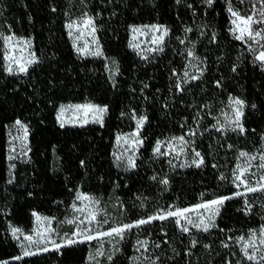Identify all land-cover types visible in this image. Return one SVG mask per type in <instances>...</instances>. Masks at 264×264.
<instances>
[{"label":"trees","instance_id":"trees-1","mask_svg":"<svg viewBox=\"0 0 264 264\" xmlns=\"http://www.w3.org/2000/svg\"><path fill=\"white\" fill-rule=\"evenodd\" d=\"M233 12L252 17L251 36L246 31L236 39L237 25H244ZM86 15L95 20L105 56L117 63L114 79L103 58L82 56L73 45L67 25ZM147 24L165 25L170 34L162 51L142 56L130 47L131 32ZM186 29L196 33L203 61L197 78L184 74L177 38ZM8 36L32 43L36 62L26 73L7 71ZM261 52L264 0H0V261L87 264L88 242L23 255L9 231L10 225L31 231L35 213L66 218L82 192L100 201L97 232L232 197L208 231L184 232L175 217L125 230L119 253L106 264H129L141 239L160 264H257L242 248L264 228V190L234 195L233 173L240 152L264 155ZM235 97L245 102L244 131L218 130V117ZM81 103L107 106L103 123L61 126L60 106ZM141 118L135 164L122 167L118 136L134 131ZM17 120L29 129L30 152L10 170L9 128ZM181 136L201 153L199 167L156 156L160 140Z\"/></svg>","mask_w":264,"mask_h":264},{"label":"rangeland","instance_id":"rangeland-1","mask_svg":"<svg viewBox=\"0 0 264 264\" xmlns=\"http://www.w3.org/2000/svg\"><path fill=\"white\" fill-rule=\"evenodd\" d=\"M87 17H91L89 15L84 16L81 19L75 20L70 22L69 24H73V28L69 29V32H72L71 39L72 42L75 40V49L83 48L85 45L87 46L86 52H77L82 56H93L98 58H103L106 62L107 71L112 79L115 78L117 74V63L115 60L109 59L105 56L101 42L98 36V28L96 26L95 20H93L92 27L95 28V32L93 35H89L91 32V27H85L83 25V20ZM152 25L163 26L168 30V34L164 36L163 43L159 45L160 48L164 49L166 44L168 43V37L170 34V30L167 26L161 24H147V25H136L134 27H139L146 34L141 33H133L131 32V40H130V47L132 43L139 44L138 49H134L131 47L132 50L136 51L142 56H147L151 53H155L158 51H153L152 49L157 47L153 45L150 41L152 36L154 35L152 32L148 31L147 28ZM147 26V27H146ZM81 32H83V36L80 39H76L77 36H80ZM193 31H186L181 37L177 38L180 42V46L182 47L183 54L186 56V68L184 70V74L187 73L188 78H197L203 72V61L200 56L196 54L195 51V43L192 38ZM155 35H161V33H155ZM30 41L26 38H21L17 36H13L11 41H7V51H6V65L7 68L9 64H11L13 71L11 73H23L18 70V66L13 63L8 57H15L20 59L22 57V62H27L29 59H35V53L33 51L32 43L24 44L21 41ZM74 45V43H73ZM97 48L101 52V55H93ZM23 49V52H21ZM77 51V50H76ZM191 52L193 55H189ZM30 65H28L29 68ZM239 99L238 97L233 98L232 100ZM231 100V101H232ZM243 101V100H242ZM244 102V101H243ZM89 103H81V104H63L61 106L65 107V111L63 115L58 119L59 123H63V126H81V125H88L92 123L102 124L106 115V112L103 114L102 122H96L94 117L91 113L85 117L83 111H78L74 107L75 105H83ZM91 104V103H90ZM95 105V104H94ZM60 106V108H61ZM99 106V105H98ZM235 105L231 102L229 107L222 111L218 120L216 122V127L218 130L222 131H231L232 128L235 127ZM60 108L58 110V115L60 112ZM245 110V102L242 106V112L244 115ZM243 115L241 117L240 123L243 125ZM58 117V116H57ZM85 119H87V123H85ZM23 127L14 123L9 128V159H10V170L13 168V162L17 159L26 157L29 152V129L27 125L22 123ZM26 129V133H25ZM141 126H137V128L129 133L120 134L117 139L116 149H115V156L118 164L122 167H130L129 161L131 160L134 164L137 158L138 150L141 146V137L140 131ZM233 131V130H232ZM235 131H240L239 129ZM179 137H170L167 139H163L159 141L160 146V153H156V156H166L170 162L174 165H179L182 167H188L195 165L193 161H198L203 159L201 153L195 149L193 144L190 142L188 138L184 137V142L182 143ZM183 149V150H181ZM199 153L200 156H196V153ZM248 154L249 157L255 156L256 159L251 161L250 170L244 175L243 179L247 186L257 187L258 184L264 183V181L260 180L261 176H264V169L260 168L259 165L262 161L259 157L263 154L258 152H249V151H242ZM241 153V152H240ZM237 158V164H240L241 167H246L248 157H240ZM201 165V164H200ZM235 166V170H236ZM239 175L240 173L237 171L236 173ZM239 184V187H237ZM235 185L237 192L243 193V195L251 193L246 190L245 184H241L239 181L235 179ZM236 192V193H237ZM87 197L88 200H75V203L72 207L71 212L67 215L66 218L62 220H56L52 217L44 216L38 213L34 215V226L29 232H25L22 229L10 225L9 231L13 238V240L19 245L22 254L24 252L32 253L31 255L39 254L47 251L59 249L63 246L70 245L68 243L69 240L78 242H88L90 244V254L88 257L87 264H106L113 259V257L119 253L121 249V244L123 238L119 236H110V237H98L97 239L93 240H86L85 235L91 234L92 236H97L98 232L97 229V215L99 212L100 201L98 198L89 196L86 193L80 192ZM222 198V197H220ZM219 199V198H217ZM216 200V199H214ZM212 201V200H211ZM226 200H224L225 202ZM223 202V203H224ZM207 203V202H206ZM204 204V203H203ZM223 204L219 206H210L209 209H195L194 211H190L185 214V216L179 217L181 224L186 227L193 226L194 223L199 222V218L203 217L207 220L208 217H212V222H214L217 214L220 211V208ZM196 205L190 206L183 209H194ZM176 211V210H172ZM89 213L96 214V220L92 221L91 223L88 222L87 217ZM37 216L40 217V220H37ZM187 220H191L193 224L187 223ZM68 221H73L72 223H68ZM83 221V223H81ZM139 226V225H138ZM13 228L19 229V232L15 235L13 234ZM88 230L87 232L85 230ZM108 231V230H106ZM102 232V231H100ZM255 237L257 247L259 251L257 252V256L264 254V245L259 244V240L261 237V230L255 231ZM25 236H31V241L25 240ZM138 241L146 242L145 246H141L138 244ZM134 246V254L130 260L129 264H160L157 260L156 255L154 254L153 247L149 245V242L145 239L138 240ZM247 242V241H246ZM245 242V243H246ZM74 244V243H72ZM59 245V247H56ZM249 254L252 253V249H248ZM101 253V254H98ZM111 257V259H109Z\"/></svg>","mask_w":264,"mask_h":264},{"label":"snow or ice","instance_id":"snow-or-ice-1","mask_svg":"<svg viewBox=\"0 0 264 264\" xmlns=\"http://www.w3.org/2000/svg\"><path fill=\"white\" fill-rule=\"evenodd\" d=\"M179 2V0H178ZM209 3H211V0H209ZM189 7H191V5H189ZM229 11H232L231 9H229ZM233 16H236L241 22H242V25H244V27H242L241 25H237V30L240 32V35L236 36V39H243L244 38V34L245 32L247 31L248 34L251 36L252 33L248 30V28L246 26H248L250 24V22L252 21V17H248L247 19L243 18V17H239L237 13L233 12L232 13ZM83 25L85 27H91V32H89V35H93L94 32H95V28L92 27L93 25V20L91 17H87L83 20ZM233 24H236V21L234 20L233 21ZM67 27L69 29H72L73 28V24H68ZM147 27V26H146ZM148 31L152 32L154 35L152 36L151 38V43L153 45H156L157 47L153 48L152 50L153 51H162L163 49L159 47V45H161L163 43V38L164 36H166L168 34V30L166 28H164L163 26H158V25H152L150 27L147 28ZM191 29H186V31H190ZM133 33H141V34H146V32H144V30H142L141 28L139 27H134L132 29ZM161 33V35H155V33ZM69 35L71 36L72 35V32L70 31L69 32ZM255 35L259 36L260 33L259 32H256ZM83 36V32H81L80 36H77L76 39H80L81 37ZM3 39L7 42V41H11L13 39V37L11 36H8V37H3ZM22 43L24 44H30V41H21ZM74 46H75V40H74ZM131 47H133L134 49H138L139 48V44H136V43H132L131 44ZM77 52H86L87 51V46L85 45V47L83 48H77L76 49ZM21 52H23V49H21ZM93 55H101V52L99 51V48H97V50L94 52V53H91ZM189 55H193L191 52H189ZM146 58V57H145ZM8 59H10L13 63H15L17 66H18V70L20 72H24L26 73L28 71V65H31L33 63H35V59H29L27 60V62H22V57L20 59H17L15 57H8ZM258 59H260L261 61H264V52H261L260 56L258 57ZM7 71L9 72H12L13 69H12V66L11 64H9L8 68H7ZM185 75L187 76V73H185ZM195 78V77H194ZM219 84V82H217ZM177 87H179V85H177ZM231 99V98H230ZM231 103L233 105H235V127L232 128L233 131L239 129L241 132L244 131L243 129V125L240 123V120H241V117L243 115V112H242V106L244 104V102L242 100H239V99H235V100H232ZM74 107L76 110L78 111H83L84 114H85V117H87V115L89 113H91L94 117V120L96 122H102V117H103V114L107 111V106H98V105H94V104H83V105H75V106H72ZM65 111V107L64 106H61L60 108V112H59V115H58V119H60V117L63 115ZM144 119L145 118H141L140 120L137 121V126H141L144 122ZM85 123H87V119H85L84 121ZM16 124L17 125H20L21 127H23L22 125V122L17 120L16 121ZM61 126H63V123H61ZM25 133H26V129H25ZM182 143L184 142V137L181 136L178 138ZM183 150V149H181ZM154 151L156 153H160V146H159V142L157 143ZM196 156H200V154L197 152L196 153ZM240 157H248V161H247V165L246 167H241L240 164H237L236 166V170H234V173L233 175L235 176V179L236 181H239L241 184H245L246 186V190L248 192H256L258 190H264V183H261V184H258L257 187H251V186H247V184L245 183V180L243 179L244 175L250 170V166H251V161L252 160H255L256 157L255 156H252V157H249L247 153L245 152H241L240 153ZM259 159L262 161V163L259 165L260 168L264 169V155H261L259 157ZM130 165L131 166H134V163L130 160L129 161ZM194 164H196L197 167L200 166V164L203 163V159H200L198 161H193ZM237 171L240 173L239 175H237ZM260 180L261 181H264V176H261L260 177ZM162 183H167V180H164L162 181ZM237 187H239V184H237ZM234 195L236 196H241L243 195V193H240V192H237L235 193ZM232 197H222V198H219V199H216V200H212V201H209L207 203H204V204H198L195 206L194 209H177L176 211H168L166 214H158V215H154V216H150L148 217L147 219H141L139 221L136 222V224H124L122 226H116V227H111L108 231H102V232H98L97 236H92L91 234H86L85 235V239L86 240H93V239H97L98 237H110V236H119L121 238H123V234L125 232V230H129L135 226H138V225H143V224H147L153 220H156V219H159V220H165L169 217H175L177 218L176 219V223L177 224H180L181 221L179 219V217H182V216H185L186 213L190 212V211H194L195 209H209L210 206H219L221 204H223L224 200H227V199H231ZM77 200H88L89 197L83 195V194H80L78 193L77 194V197H76ZM35 215V214H34ZM88 219V222L91 223L92 221L96 220V214L95 213H89V216L87 217ZM37 220H40V217L37 216ZM73 221H68V223H72ZM107 221H105L106 223ZM81 223H83V221H81ZM187 223L189 224H193V222L191 220H187ZM193 227L197 228V229H202L203 231H208L210 227H215L214 223L212 222V217H208L207 220H205L203 217L199 218V222L198 223H194L193 224ZM13 234L15 235L16 233L19 232V229H16V228H13ZM86 232L88 231L87 229L85 230ZM182 231L184 232H189V228L187 227H183L182 228ZM255 232H253L248 241L244 244L243 248H242V251L244 253V256L247 260L249 261H256L257 264H264V254H261L259 255V257L257 256V252L259 251V248L257 247V244H256V240L254 239L255 237ZM25 240H28V241H31L32 237L31 236H25L24 237ZM240 240H244L243 237H240L239 238ZM76 241H73V240H69L68 243L69 244H72V243H75ZM138 244H140L141 246H145L146 245V242L144 241H138ZM193 244H195V241H193ZM259 244L260 245H264V228L261 229V237H260V240H259ZM227 246V245H225ZM56 247H59V245H57ZM251 248L253 251L251 254H249V251L248 249ZM44 251H47V249H44ZM32 253H29V252H24V255H31ZM98 254H101V253H98ZM14 259L16 260H19L21 259V257H15ZM109 259H111V257H109ZM0 264H8V261H0Z\"/></svg>","mask_w":264,"mask_h":264}]
</instances>
